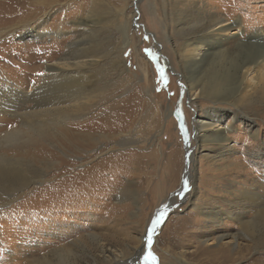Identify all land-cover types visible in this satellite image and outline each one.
Segmentation results:
<instances>
[{
	"label": "rangeland",
	"instance_id": "374dc122",
	"mask_svg": "<svg viewBox=\"0 0 264 264\" xmlns=\"http://www.w3.org/2000/svg\"><path fill=\"white\" fill-rule=\"evenodd\" d=\"M58 1L36 28L39 36L26 30L0 35V264H144L147 232L161 212L150 248L157 264H264V222L246 233L230 217L243 209L254 218L242 196L264 197V98L239 107L204 99L190 103L184 86L209 85L203 68L210 58L201 68L185 65L180 51L186 38L173 28L178 10L194 22L196 1L105 0L112 24L95 39L109 51L122 46L118 31L126 29L129 44L113 60L121 58L127 68L106 62L94 81L99 96L80 113L73 111L65 125L44 130L38 116L14 118L9 111L41 85L49 63L93 39L79 29L93 0ZM197 2L237 21L243 31L223 44L222 58L231 69L215 89L222 93L218 97H238L240 62L227 60L241 47L257 44L264 51V0ZM203 24L195 35L203 40L200 47L208 45L201 35L211 22ZM122 100L128 102L117 106ZM131 105L136 110L127 118L123 112ZM215 107L227 110L235 152L213 159L210 151L191 162L187 142L194 148V119ZM115 108L117 123L127 119V127L117 131L116 121L100 122ZM98 161L103 167L90 171ZM188 168L194 178L183 190ZM33 177L36 184L28 187ZM215 213L222 219H211Z\"/></svg>",
	"mask_w": 264,
	"mask_h": 264
},
{
	"label": "bare ground",
	"instance_id": "6f19581e",
	"mask_svg": "<svg viewBox=\"0 0 264 264\" xmlns=\"http://www.w3.org/2000/svg\"><path fill=\"white\" fill-rule=\"evenodd\" d=\"M57 1L58 0H0V26H6L5 29L0 27V35H7L9 37L15 35L19 30H26L27 35L39 36L36 28L40 29L43 25V21L51 15V13L47 11L54 9V6H56L54 4ZM180 1L181 0H178V2ZM194 2L195 3L192 2L193 5L197 6L194 22L189 23L191 20L188 21L186 18L184 19L182 16L183 12L178 10V17L173 28L178 35L186 38L180 51V54L182 55L181 57L186 63L185 65H192L194 67L198 65V68H201L205 61L210 58V61L205 64L203 68L204 74L206 72L205 78H207L209 85L204 89H201L195 84L188 82V84H185L184 86L189 96L190 103L195 104L194 102H197L198 99H204L205 101H210L214 105L229 104L233 107H239L241 104L248 105L255 97H258L260 100L263 99L264 51H262L261 46L257 44L251 45L247 51L245 48H238V51L235 53L236 57L227 60L229 62L231 60L237 61V59H239L240 62L238 68V97H228L224 99L218 97V95L222 93H215V89L217 90L219 87L218 84L228 79V72L231 69V66H229L222 58L224 53L223 44L239 38L243 31L237 21H228L219 18L217 14L211 13L209 11L210 9H202L198 5L197 0H194ZM45 10L46 12L42 17L36 18V14ZM19 11L22 12L19 13ZM109 11L108 1H92L85 22L82 25H79V29L82 30L85 36H93V39L87 43L89 47H78L79 49H77L72 45L66 57L49 63L47 65L48 67L44 69L42 80L40 79L41 85H39L33 92H28V97L23 98L20 101V104L12 107L9 111L12 117L23 118L38 116V118L41 119L39 124L44 125V130H47L48 128L50 129L52 126L51 124H55L56 126L65 125L66 122L75 117L73 111L80 113L83 109L89 106L91 101L99 96V92H97L98 89H95L94 81L97 79L98 74L105 71L102 66L106 62L111 61L115 63V66H125L127 68L126 63L122 61L121 58H118V61L113 60L116 58L117 53L122 52L126 49L127 44H129L126 39V29H117L119 30L118 33H120L119 36L124 38L121 47L114 45L109 51H104L101 49L103 44L99 40L97 41L99 33L105 28V26H107V24H112V21L106 17V15L108 16V14L111 13H109ZM28 16H35V19H25V17ZM206 20L211 22V26L204 30V34L201 36L205 37L208 41V45L200 47L198 44L202 43L203 40L195 35L199 32V28L202 27V24ZM37 25L38 27H35ZM189 27L190 32L187 34L186 30ZM57 36L60 38L63 34L59 33ZM194 36L197 38L194 39ZM96 37L97 39H95ZM85 44L86 43H84V45ZM197 50L200 51L197 52ZM127 102L128 100H122L118 102L117 106L126 104ZM133 105H131L132 108H130V110L123 112V115L125 114L127 118H129L133 111L136 110ZM129 106L125 107L127 108ZM248 107H245L244 109H247ZM236 109L238 112L241 111L239 108ZM116 113L119 114L120 109L115 108L111 116L101 119L100 122L106 123L111 119L116 121L113 131L127 127V123H125L127 119L120 121L118 118L120 121H118V123L116 119H113ZM227 115V110L215 107L213 110L206 112L205 118L197 117V119H194L193 126L195 136L192 138L194 141L192 147L194 146V148H190V141L187 142L188 149L192 154V157L190 158L191 162H193L196 157L206 159L210 151H213L214 153L213 159H216L217 156H222L224 153L234 154V146L228 141L227 137L232 129V126L226 121ZM78 118H81V116ZM245 118L249 121L253 120L252 117ZM252 122L251 124L247 123L249 128L253 127ZM111 123L113 124V122ZM37 130L44 134L42 130ZM252 134H259V132L257 130ZM14 137V134L9 136L10 140ZM123 140V142H126L125 138ZM193 150L195 151L194 153ZM4 159L3 164L8 162L7 158L4 157ZM103 162L104 161H98L94 163L89 170L97 172V168H99ZM102 167L103 164L101 165V168ZM1 168L0 170H2ZM191 172V168H188V172H186V177L184 179L183 190H185V186L190 183L191 179L194 178L191 176ZM15 173L16 170L12 175ZM75 175L78 176V174ZM83 175H86V173L79 174V177H82ZM41 179H43V177H41ZM32 181H36L34 177L30 180L28 187L36 184ZM242 197L246 198L251 205L254 218H247L246 213L242 211L243 209L233 213V216L230 215L229 212L225 214L228 216L230 215L232 220L240 226L242 231L248 233L249 227L259 222H264V197L258 193H250L249 195H244ZM211 219L220 220L222 219V214L215 213ZM157 263H159L158 260Z\"/></svg>",
	"mask_w": 264,
	"mask_h": 264
},
{
	"label": "snow or ice",
	"instance_id": "6c2138e0",
	"mask_svg": "<svg viewBox=\"0 0 264 264\" xmlns=\"http://www.w3.org/2000/svg\"><path fill=\"white\" fill-rule=\"evenodd\" d=\"M149 54L151 55V53H149ZM160 76H161L162 80L165 79V75H164V70L163 69H160ZM180 195H183V193H180ZM164 216H165L164 212L159 213L157 215L156 219L152 221L151 227L148 229L146 239H147V244L149 246V251L144 256V264H157V257L150 250V248H151V245L153 243V234L156 231V227H157V225H159L162 222Z\"/></svg>",
	"mask_w": 264,
	"mask_h": 264
}]
</instances>
